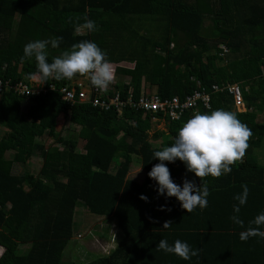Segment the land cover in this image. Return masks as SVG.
I'll use <instances>...</instances> for the list:
<instances>
[{"label": "trees", "instance_id": "trees-1", "mask_svg": "<svg viewBox=\"0 0 264 264\" xmlns=\"http://www.w3.org/2000/svg\"><path fill=\"white\" fill-rule=\"evenodd\" d=\"M85 16L97 30L77 34ZM56 37L63 40L57 48L49 43V62L74 43L95 42L117 66L108 93L121 101L156 92L162 101L185 102L200 91L210 107L199 101L197 110L167 119L164 134L152 120L162 114L127 106L120 115L66 101L63 88L86 76L42 81L47 91L29 96L6 89L0 94V264H79L64 260L79 205L112 219L123 236L111 254L80 264H264V238L239 239L264 213V163L255 153L264 143V0H0V79L32 85L36 61L21 59L24 46ZM233 84L241 86L247 112L236 111L225 89ZM216 109L235 112L253 135L243 162L219 178L202 181L179 159L165 161L181 187L187 179L209 188L208 206L188 213L176 197L160 195L148 173L160 163L154 152L171 146L183 123ZM62 118L77 133L62 136ZM46 137L54 142L46 145ZM134 155L142 181L131 176ZM35 158L42 161L38 174L14 172ZM243 185L249 195L238 214L242 228L230 217ZM161 239L170 245L179 239L199 255L183 260L157 250Z\"/></svg>", "mask_w": 264, "mask_h": 264}, {"label": "clouds", "instance_id": "clouds-1", "mask_svg": "<svg viewBox=\"0 0 264 264\" xmlns=\"http://www.w3.org/2000/svg\"><path fill=\"white\" fill-rule=\"evenodd\" d=\"M71 20V18H70ZM84 23L77 26L79 34L82 29L90 32L97 30L94 21L84 17ZM63 37L51 40H36L24 46V59L34 58L36 73L31 74L33 80L47 82L49 79L72 80L77 75L86 76L91 84L101 91H107L108 86L114 82V69L111 62L106 59V53L93 41H80L71 45L70 49L63 51L59 56L48 60L47 48L49 43L53 48L59 47ZM54 89V88H53ZM252 130L241 122L237 114L225 109H216L210 112H196L178 130V136L171 146L154 152V159L160 163L155 164L148 175L158 183V193L167 194V197H176L181 207L192 213L197 207L201 210L208 206L209 188L206 183L197 186L193 181L185 179L183 186L175 183L165 161L175 162L177 159L184 162L188 172H192L202 181L209 175L219 178L231 173L232 165L243 162ZM242 193L234 196L238 204L233 205L234 215L230 217L233 223L244 227V221L239 217L241 206L247 203L249 188L242 186ZM141 199L147 200L146 196ZM255 225L256 227H252ZM171 222H165L164 228H169ZM264 213L258 214L249 222V227L241 231L239 239L246 242L251 237L264 238ZM157 250L167 254H175L183 260H190L199 255L186 242L177 239L170 245L166 239H161L156 245Z\"/></svg>", "mask_w": 264, "mask_h": 264}, {"label": "built area", "instance_id": "built-area-1", "mask_svg": "<svg viewBox=\"0 0 264 264\" xmlns=\"http://www.w3.org/2000/svg\"><path fill=\"white\" fill-rule=\"evenodd\" d=\"M227 51V50H226ZM114 69V76L116 74L117 66L112 64ZM116 79V76H115ZM114 79V81H115ZM32 83V82H31ZM35 87L32 83L29 85L24 82H20L16 85H12L10 82H5L0 79V94L5 92L6 89H13L15 93L19 95H35L45 93L47 89L43 85ZM51 87V90H55ZM216 91L218 87H214ZM225 89L232 95L234 100V106L236 111L243 113L248 111L247 103L245 101L243 90L239 84L227 85ZM64 99L70 103H91L94 107L100 108L105 111L115 110L120 115H123L124 109L129 106L137 111H143L151 116L162 114L163 119L153 117V125L165 124L166 120L176 121L179 119L184 110L193 109L197 110L199 101L203 103L205 107H210V97L204 92L197 91L193 95L188 96L185 102H181L178 98H173L171 101H162L156 92L150 95L143 94L138 101H132L129 99L127 102L121 101L119 94L110 96L107 91H101L96 87H92L88 78L75 79L68 86H65L62 90Z\"/></svg>", "mask_w": 264, "mask_h": 264}, {"label": "rangeland", "instance_id": "rangeland-1", "mask_svg": "<svg viewBox=\"0 0 264 264\" xmlns=\"http://www.w3.org/2000/svg\"><path fill=\"white\" fill-rule=\"evenodd\" d=\"M206 24L207 27L212 26V20L208 19ZM123 66L132 67L133 65L123 63ZM31 82L36 85L35 87L41 85V81L38 80H31ZM113 83H116V79ZM262 119L261 120L264 121V117ZM153 127L155 132L167 133L165 124H158ZM59 128L65 129V131H62V136L70 133H77L72 127L64 124V118L59 122ZM2 131L3 130H1V132ZM163 139L160 140V142L157 141L158 143L155 142L154 146L160 147L164 141ZM45 141L46 145H50L54 142V140L49 137H46ZM258 157L260 161L264 163V154H259ZM41 164V159L35 158L25 166L18 164L14 172L16 174H22L32 171L34 174H38L42 167ZM133 166L131 171L132 178L142 181L144 173L141 171V160L138 156H133ZM120 238H123V236L121 233L119 235L116 223L112 219L91 215L83 205H79L75 215L73 239L65 252L64 260L80 264L92 261L93 259L90 260V257L92 255L94 256L93 252L96 254V258L100 255L111 254L112 251L118 247Z\"/></svg>", "mask_w": 264, "mask_h": 264}, {"label": "crops", "instance_id": "crops-1", "mask_svg": "<svg viewBox=\"0 0 264 264\" xmlns=\"http://www.w3.org/2000/svg\"><path fill=\"white\" fill-rule=\"evenodd\" d=\"M158 142H160V141H158ZM158 142H157V143H158ZM255 153L258 154V155H259V154H264V143L262 144V146H261L260 148H257V149L255 150ZM258 155H257V156H258ZM2 252H3V251H2V248L0 247V256H1ZM93 254H94V256L92 255V256L90 257V260L96 258V257H95L96 254H95L94 252H93ZM108 255H109V254H108ZM102 256H104V255H102ZM106 256H107V255H106ZM94 257H95V258H94Z\"/></svg>", "mask_w": 264, "mask_h": 264}]
</instances>
